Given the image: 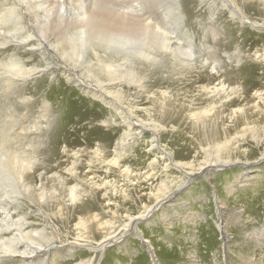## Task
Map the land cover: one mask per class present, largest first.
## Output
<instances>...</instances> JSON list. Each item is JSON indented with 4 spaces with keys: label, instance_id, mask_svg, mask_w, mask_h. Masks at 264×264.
I'll return each mask as SVG.
<instances>
[{
    "label": "rangeland",
    "instance_id": "obj_1",
    "mask_svg": "<svg viewBox=\"0 0 264 264\" xmlns=\"http://www.w3.org/2000/svg\"><path fill=\"white\" fill-rule=\"evenodd\" d=\"M101 1L95 10V0H0L9 6H0V256L40 245L47 255L33 264H264V0ZM119 4L146 17L152 30L157 14L169 28L164 37L190 52L192 64L181 69L156 47L163 36L155 35L147 45L158 62L145 57L137 66L139 84H102L120 91L121 106L143 126L137 144L124 146L122 126L106 124L117 112L80 90L85 76L62 79V52L84 31L83 14L115 17ZM10 5L21 32L40 38L31 39L33 50L13 47L20 34ZM21 69L25 84H18ZM237 86L239 95L229 91ZM221 87L229 101L194 127L189 116ZM236 108L245 115L231 123L226 116ZM216 144L226 146L224 156ZM216 158L228 163L209 174L173 165L195 168ZM69 244L76 248L63 250ZM0 264L24 263L7 254Z\"/></svg>",
    "mask_w": 264,
    "mask_h": 264
},
{
    "label": "bare ground",
    "instance_id": "obj_2",
    "mask_svg": "<svg viewBox=\"0 0 264 264\" xmlns=\"http://www.w3.org/2000/svg\"><path fill=\"white\" fill-rule=\"evenodd\" d=\"M111 1H113V2L115 1L116 2L115 4H118V3L121 4V2H118L121 0H118V1L111 0ZM95 2H96L95 3L96 5L94 6L95 10L98 6H100V4L104 3L101 0H98V1L95 0ZM122 2H124V1H122ZM127 2H129V1H127ZM127 2H126V4H127ZM142 2H145V0H142ZM120 4H119V8H118V5H117V7H114L115 11L118 12V14L115 17L109 16L110 18H107L106 16L97 13L96 11H95V13H91L88 15H86L85 13L83 14V16H85V17H83L84 20L82 18V21L84 22V31L81 33L80 36L78 35L79 37H75L74 39H70L68 41L67 45L64 47L65 48V49H63L64 51L62 52V55L66 59V60H64V62L65 61L68 62V63L65 62L67 65L65 63L62 64V79L65 81H71L72 73L76 74L78 72L79 73L81 72L83 74V76H85L86 79L82 78L79 80V81L84 82V83H80V85H79L80 90L85 95L99 98L101 103H103L105 106H107L111 113L117 112L116 115L118 117L121 115L120 118L122 121L117 122V120H116L117 116H114L110 120H107L106 124L110 125L109 122H112L114 124L118 123L120 126H122V132L123 133L121 135L120 141L123 142L122 146H124L127 144L128 145H133L135 143L137 144L138 139H139L141 132L143 130V126H142V124L135 122L136 120L134 121V118H132L128 113H126V111L128 110L127 107H126V111H125V108H123L121 106L122 104L118 101V98L121 94L120 91L111 92L109 89L102 86V84L105 81L111 82L113 85L115 82H117L119 84H121V82H125V83H128L129 85L131 83L132 84H139L140 81L143 80L144 76H142L141 73H139L141 68L137 67V66L143 65L145 63L144 62L146 60L145 57L152 59L153 62L157 61L158 55L154 54V51L156 50L155 46L152 44L147 45V40L148 41L150 40L153 42V44H155V42H156V36L155 35H159L161 37L163 36V39H162L163 41L161 39L158 40L160 42V45H157V44H159V42L157 41V44H155L156 47L158 46L159 48H161V50H164V51H170L172 54L170 57L171 60L178 61L181 64V69L189 68L192 66V64L189 61H187V59H186V58H191L188 55L190 52H187L186 50L181 49L180 45L178 46V44L172 43V45H171L170 39L169 38L167 39L164 37L163 31L166 28L165 23L163 25L162 21H159L160 20L159 17H156V16H158L157 14L155 15V17H150L154 21V23H152V25L155 24V26L153 25L154 30H152L153 28L151 29V27L149 26L150 24L146 25L144 23L146 21V17L144 18L143 15H139L137 13L139 15L138 16L134 12L129 11L130 10L129 8L131 6V5H129V3L127 4L129 7L128 9H125L124 6L122 7L124 9H121ZM144 4H146V3H144ZM5 5H6L5 3L4 4H2V2L0 3V6H5ZM6 6H8V5H6ZM12 6L14 7L13 4H12ZM12 6L10 5L12 12L9 15L10 20L13 22L12 23L13 24L12 29L14 31H17L16 28L18 26V30H19V34H20V35L18 34L19 37L17 38L16 42L12 45H14L13 47H19L21 49L32 48V46H33V48H32V50H33L34 48H36V47H34V42H33L35 40H31V39L33 37H35V38L40 40V38L37 36H34V35L31 36L29 34L30 32L25 31L26 29L25 30L22 29V32H21V26L18 22V19H16V16H15V11H14L15 8H12ZM135 6L137 7V5H135ZM30 7H32V6H30ZM106 7H104V8H106ZM25 8H26V6H25ZM114 8H112V9H114ZM34 12H36V11L34 10ZM229 13H230L232 18H238V20L240 19L238 13L235 12L234 10H231V11L229 10ZM0 14L3 15V13H1V12H0ZM146 14H148V13H146ZM53 15H56V14L53 13ZM149 15H148V17H149ZM7 16H8V14H7ZM37 16H39V15H37ZM47 16H45L46 19H47ZM148 17H147V19H148ZM51 18H52V16H51ZM46 19L44 22H46ZM38 20H40V19H37V21ZM47 21H49V20H47ZM9 23H10V21H9ZM26 26H25V28H26ZM38 26H40V25H38ZM58 26H59V24H58ZM147 26L150 27V28H148V30H147ZM54 28L58 29L57 27H54ZM87 28L90 29V31H91L90 35L89 34L87 35V33H86ZM4 29H6V27H4ZM49 29H51V28H49ZM166 29H169V28H166ZM28 30H30V29H28ZM150 30H152V31H150ZM11 34H13V33H11ZM52 35L50 34L51 37H52ZM5 36H7V34ZM13 36H12V38L14 39L15 36L14 37ZM7 38H8V36L6 37V39ZM9 40H10V36H9ZM56 40H54V41H56ZM40 43H42L41 40H40ZM100 43H102L101 44L102 49L100 47ZM50 44H51V42H50ZM58 46L59 45H57L56 47H58ZM172 46L174 47V49L172 48ZM49 47H51V46H49ZM49 47L47 49H49ZM44 49H46V48H44ZM99 49H101L102 51L99 52ZM176 53L182 54L180 56L184 55L185 59H181L182 57L178 58ZM62 61H63V58H62ZM69 66H71V68ZM17 69H19L18 66H17ZM21 70H22V72L18 76V79H20V83H18V84H25L27 82L26 70L25 69H21ZM99 73L104 74V76H101ZM41 74L43 75L44 73L42 72ZM135 74L137 76L141 77V80L137 79V78L135 79ZM34 78L36 79L35 76H34ZM102 78H105V80L101 81ZM118 86L119 85H117V84L115 85V87H118ZM221 90L222 91H218V90H211L210 92L208 91L206 93V95H209L208 99H212V101H210L211 104L209 106L203 108V109L201 108L202 110H199L197 113L191 114L189 116V120L191 121L190 123L193 124L194 127L196 126V128H198V129H199V125L204 127L205 126L204 124L206 123L207 120L211 121L217 115L216 114L217 112H215V111L219 107L223 106L222 102L223 101L224 102L229 101L231 96L227 95L225 93V92H227V90L223 87H221ZM241 90H243V89L239 88L237 86V87L231 88L229 91H235V92H237V95H239L238 93H240ZM202 96H203V94H202ZM256 96L261 97L258 93H256ZM117 101L120 104H118ZM257 105L256 104L254 105V107H255L254 110H259ZM244 115L245 114L243 112V108H241V109L236 108V109H232L231 111H229L226 118H227V120H229L232 123L237 118H239L241 116L244 117ZM217 121L218 120H216L215 122H217ZM255 127L256 126H247L244 128L251 130V131H254L256 129ZM155 138H157V137H155ZM156 149L158 150V151H156V154H158L159 157L162 156L164 159L169 157V160H171L170 154L166 153L160 147H158ZM215 150L217 153L216 154L217 157H220V156H222L221 154H223V152L226 150V146L221 145V144L220 145L216 144ZM250 154H251V152H250ZM261 155L263 157L264 153H262ZM153 156H154V154H153ZM223 156H224V154H223ZM166 160H168V159H166ZM204 160L205 161L203 164L201 162L202 165L200 164V166L195 167V168L194 167L191 168L192 167L191 164H188V165H186V164H173V165L175 167H177L180 171L185 166H188L190 168V170H188V171L186 170L187 173L189 175H194L195 173H198V172L209 174L211 171L209 168H214V167H218V166L221 167L222 165H225V163H228L226 161H220L217 158L213 161H209V159H204ZM165 168H168V167H165ZM69 171H71V170H69ZM167 172L168 171H166L164 173L167 174ZM189 175H187V176H189ZM75 190H76V187H72V189H70V196L71 197H72L71 193H74ZM41 211L44 212V214L47 218H49V216L46 215L44 210H41ZM142 217H148V214L145 215V212H144ZM225 239L226 238L223 237L224 241H225ZM56 246H57V242H52L51 248H55ZM103 247H104V245H102V248ZM62 248H63V250H70V248L75 249L76 246L75 245L72 246L69 244V246L63 245ZM47 251H48L47 247L40 246V245H38L36 248H33L28 253L25 251H23L22 253H19L17 250H5L2 252V256H0V259H2V257H5L7 254H19L21 256L24 264H33V263H36V262L40 261L41 259H43V257H45L47 255ZM89 263H91V261L87 260L85 262H81L80 264H89Z\"/></svg>",
    "mask_w": 264,
    "mask_h": 264
}]
</instances>
